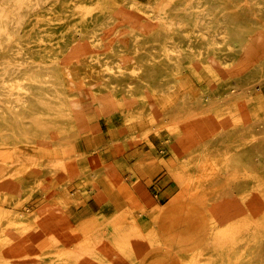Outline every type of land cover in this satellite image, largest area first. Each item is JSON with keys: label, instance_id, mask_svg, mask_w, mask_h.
<instances>
[{"label": "bare ground", "instance_id": "6f19581e", "mask_svg": "<svg viewBox=\"0 0 264 264\" xmlns=\"http://www.w3.org/2000/svg\"><path fill=\"white\" fill-rule=\"evenodd\" d=\"M46 1L5 0L0 4V144L8 147L7 152H0L1 177L5 173L12 175L19 171L36 173L39 178L44 173H56L60 168L74 171L73 161L60 156L62 148L80 128H100L93 111L95 104L106 109L124 97V93L129 101L122 107L125 115L135 117L144 113L147 121H154L160 106L157 102H150L151 98L160 97L181 75L178 66L184 56L201 50L210 59L218 60L223 54L232 56L240 53L249 40L248 32L243 27L255 32L262 24L261 9L256 6L245 10L239 6L231 10L221 7L224 9L221 16L223 29L210 30L204 24H197L201 29L195 38L198 47L186 54L173 46V35L180 32L172 28L171 22L156 20L149 23L145 20L148 15L144 6L135 0H71L75 2L72 12L68 3H64L61 9L47 6L40 13L35 12L33 18L23 26L25 17ZM196 1L204 3L206 0ZM165 2L168 4L164 10L169 17L177 15L179 8L183 11L194 6L199 7L200 11L205 8L203 3L194 5L195 0ZM65 16L84 28L56 29ZM120 16L130 22H121ZM241 18L247 20L241 22ZM51 24L55 27H51ZM139 24L152 26L153 30H144L137 36L129 27ZM117 26H122L124 30L121 33L128 36V49L124 53L120 50L123 45L114 35L118 31L112 29ZM207 32L214 35L222 33L223 38L209 39L205 35ZM103 33L108 36L100 35ZM182 39L185 40V37L182 36ZM30 45L36 48L38 58L35 61L25 52ZM236 49L239 51L236 52ZM58 53H64L65 58L55 59ZM236 74L232 75L234 79L230 80L229 86L221 89L219 95L213 91L205 94L194 91L185 93L176 102L167 100L165 103L162 114L173 137H180L179 145H183L186 152L184 157L187 162L182 163V168L189 173L192 182L184 181L180 166L174 171V175H178L176 181L182 185L185 193L189 192L191 186L197 188L208 182L206 176L196 180L198 175L207 169L217 171L218 167H226L232 172L233 179L227 183V187L236 189L240 194L254 186H264V180H259L262 176L258 175L254 164L256 158L264 160V119L260 116L264 102L253 98V92L264 84V62L260 61L259 65L245 71L241 69ZM78 81L89 88L88 100L81 98ZM247 104L252 105L256 118L245 110L243 105ZM239 107L241 114L235 115ZM189 113L196 118L191 120L196 125H206L212 120L230 132H211L205 135L204 146L190 148L186 138L179 135L180 127L187 122ZM68 127L72 129L71 132H68ZM229 133H233L239 146L232 147L228 143ZM221 150L229 155V159L218 155ZM204 159L208 161L201 163L200 160ZM43 184V181L35 180L33 185L21 187L23 190L18 200L23 198L24 190L41 188ZM197 189L198 194H206V191ZM14 203L20 204V201ZM243 210L248 211L249 208ZM165 213L168 220L183 219L178 209L169 208ZM249 213L250 219L242 212L233 218L239 222L244 220L245 227L247 222L252 226L256 218L263 215L262 211ZM29 216L34 218L38 231L30 230ZM51 220L53 218L42 213V210L22 216L15 211L1 209L0 252L22 249L25 254L18 264H52L51 260H41L40 255L29 253L32 250L61 251L63 248L87 251L89 245L84 244L85 237L77 233L71 234L63 243L62 235L55 234L47 227L46 223H51ZM193 224L199 230L202 218L197 216ZM262 231L257 224L256 237L245 239L238 235L240 229L236 228L235 235L240 241L231 247V236L225 239L221 228H218L205 243L202 239L194 243L193 252L184 264H264ZM113 234L119 235L121 232L115 228ZM120 256L126 258L128 255L122 249ZM0 264L6 263L0 259ZM84 264H91V260L87 258Z\"/></svg>", "mask_w": 264, "mask_h": 264}, {"label": "rangeland", "instance_id": "374dc122", "mask_svg": "<svg viewBox=\"0 0 264 264\" xmlns=\"http://www.w3.org/2000/svg\"><path fill=\"white\" fill-rule=\"evenodd\" d=\"M135 1L144 6L148 15L145 20L149 23L156 20L171 22L172 28L180 32L174 33L173 46L177 51L186 54H189L190 49L196 50L198 47L195 38L201 29L197 24H204L210 30L223 29L221 16L224 9L221 7L231 10L239 6L245 10L256 6L261 9L262 24L255 32H251L249 27H243L248 32L249 40L240 51L236 49V52L240 53L232 56L223 54L218 60L210 59L201 50H196V54L184 56L178 66L181 75L160 97L151 98L150 102H157L160 106L154 121H147L144 113L135 117L125 115L122 107L129 101L124 93V97L106 109L95 104L93 111L100 128H80L62 148L60 156L73 161L74 171L60 168L56 173H44L41 178L36 176V173L19 171L12 175L5 173L1 177L3 168L0 169V210H12L22 216L42 210V213L53 218L51 223L47 222L46 225L55 234L62 235L63 243L67 242L73 233L86 238L83 242L89 245L87 251L81 248H63L61 251L32 250L29 253L40 255L41 260H51L52 264H84L87 258L91 260V264H184L193 252L194 243L201 242L200 239L205 243L218 228H221L225 239L231 236V247L238 245L240 241L235 235L236 228L240 229L238 235L245 239L256 237L257 224L264 233V186H254L240 194L236 189L227 187V183L233 179L232 172L226 167H218L217 171L207 169L197 176L196 180L201 176L208 178L207 183L197 187L206 191V194H198V189L192 186L189 192L182 190V185L176 181L178 175H174V171L177 166L182 168V163L187 162L184 157L186 152L182 148L183 145H179L180 137H173L167 119L162 114L167 100L176 102L185 93L194 91L201 94L213 91L219 95L222 88L230 85V80L234 79L233 74L237 75L241 69L245 71L256 67L260 61L264 62V0H206L204 3L195 0L194 5L205 4L204 11L195 6L185 11L179 8L177 15L173 14L171 17L166 16L164 7L168 3L165 0ZM4 2L5 0H0V4ZM64 3L69 4L72 12L75 2L71 0H47L43 6L35 8L27 15L22 25H26L36 13H40L47 6L61 9ZM120 18L121 22H130L126 17ZM246 20L241 18V22ZM110 22L113 23L112 18ZM51 27L55 26L51 24ZM55 28L61 30L84 27L65 16ZM112 29L118 31L114 35L123 45L120 50L126 52L128 36L121 33L123 27ZM129 29L140 36V32L153 30V27L139 24ZM212 33L207 32L205 35L209 39L223 38L222 33ZM25 52L33 61L38 58L33 45L27 46ZM64 58V53L55 56L57 60ZM78 83L82 91L81 98L88 100L89 88L81 84V81ZM253 98L264 102V84L253 92ZM251 104L243 106L256 118ZM239 109L241 108L236 110L235 115L241 114ZM192 113L187 114L188 120L179 130V135L186 138L190 148L204 146V137L211 132L228 130L224 126L216 125L212 120L206 125H196L191 121L195 118ZM260 116L264 119V109L260 111ZM71 131L68 127V132ZM229 134L228 143L232 147L239 146L233 133ZM7 150V146L0 144V152L5 153ZM218 155L229 159L224 150ZM207 161L200 160L201 163ZM254 162L258 175L262 176L259 180H264V160L256 158ZM182 170L184 181L192 182L189 180V173L183 168ZM254 179L256 181V178ZM35 180L43 181V186L24 190L26 193L18 200L20 191L23 190L21 187L33 185ZM15 201H20V204L14 203ZM47 207L48 209L44 210ZM246 207L249 208L248 211L243 210ZM169 208L178 209L180 216L183 219L188 217L189 220L166 219L165 211ZM249 211L263 212L252 226L247 222L243 227L244 220L239 222L233 218L235 214L242 212L250 219ZM197 216L202 218L199 230L193 224ZM29 219L30 230L38 231L34 218L29 216ZM115 228H118L121 234L114 235ZM122 249L128 255L126 258L120 256ZM24 254L22 249H6L0 252V259L6 264H18Z\"/></svg>", "mask_w": 264, "mask_h": 264}]
</instances>
